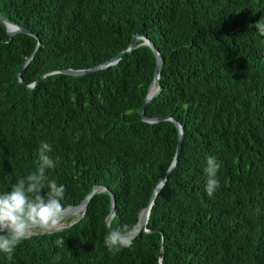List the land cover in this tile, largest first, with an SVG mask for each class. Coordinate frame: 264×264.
I'll return each mask as SVG.
<instances>
[{"label":"trees","instance_id":"1","mask_svg":"<svg viewBox=\"0 0 264 264\" xmlns=\"http://www.w3.org/2000/svg\"><path fill=\"white\" fill-rule=\"evenodd\" d=\"M0 13L40 40L21 72L25 84L54 69L96 66L133 35L146 36L162 65L161 91L144 114L171 116L183 126L150 232L109 251L104 191L78 222L21 240L12 254L0 252V264H264V35L255 27L264 20V0H0ZM36 44L24 33L10 39L0 24V193L36 171L39 142L46 140L55 163L46 175L65 187L63 208L104 185L115 197L110 227L126 232L177 142L171 121L150 124L139 114L154 54L140 45L113 66L48 75L30 89L17 72ZM208 156L220 164L211 197ZM48 191L46 184L40 194ZM60 238L64 246L54 243Z\"/></svg>","mask_w":264,"mask_h":264},{"label":"clouds","instance_id":"2","mask_svg":"<svg viewBox=\"0 0 264 264\" xmlns=\"http://www.w3.org/2000/svg\"><path fill=\"white\" fill-rule=\"evenodd\" d=\"M255 27L264 35V20L255 23ZM39 144V166L36 171L19 179L10 191L0 193V252L6 254H12L21 240L29 238L33 228L39 227L47 231L59 225L63 218L61 200L65 187L58 186L55 180H48L46 175L47 169L55 167L54 160L48 155L52 151V145L46 140H41ZM219 167L214 156L206 158L205 191L209 197L219 187L216 179ZM46 184L49 191L46 195H41ZM54 243L64 246V238ZM104 243L109 251L119 250L118 246H131V240L119 228L110 230ZM59 258L58 256L56 259Z\"/></svg>","mask_w":264,"mask_h":264},{"label":"water","instance_id":"3","mask_svg":"<svg viewBox=\"0 0 264 264\" xmlns=\"http://www.w3.org/2000/svg\"><path fill=\"white\" fill-rule=\"evenodd\" d=\"M0 24L5 29L7 35L9 36L10 39L18 33L28 34V35H31L37 39V44H36L33 52L25 59L24 63L20 66V68L17 72V80H18L19 84L25 85L27 88H30V89L34 88L42 78H44L48 75H52V74H68V75H76V76L85 75V74H88L90 72L105 69V68H108L110 66L115 65L116 63H118V61L124 55L131 53L136 47H138L140 45H147L150 47V49L152 50L154 57H155V67H154V73H153L152 81H151V83L147 89L146 95L142 101L141 107L139 109V114L141 116V119L144 122H147L150 124L158 123V122H161L164 120L171 121L177 129V142H176L175 153H174L172 162L170 163L165 175L160 177L158 179V181L156 182V185L151 192V195H150V198H149L147 205L144 208H142L138 214V220H137L136 224L130 230L123 232V233L127 239L132 240L135 237H137L141 231L150 232V230L147 228V223H148V219H149V216L151 213L152 206L154 204L155 198H156L159 190L164 185V182L167 179L168 175L172 172V170L175 168V166L177 164L178 156L180 154L182 141H183V126L176 119H174L171 116L147 117L144 114V111H145L146 107L148 106V104L161 91L160 70H161V65H162V55L159 52V50L154 46L152 41H150L146 36L141 35V34H135V35H133L131 41L129 42V44L127 45V47L124 50H122L121 52H119L118 54H116L115 56L111 57L110 59L104 61L101 64H98L96 66L86 68V69H73V68H67V67H64L61 69H54V70H51V71H48V72L42 74L39 78H37L31 84H25L22 81L21 72L28 65V63L33 58L34 54L36 53L38 47L40 46V40L38 39V36L35 32H33L32 30H30L29 28H27L23 25H20L18 23H14V22L4 18L1 15V13H0ZM138 39L141 40L140 43H137ZM104 191L107 192L110 196L109 211H108V214L105 218V224H106V227L108 228L109 231L112 230V228L110 227V222H111V219L115 215V197H114L112 191L108 187H106L104 185H99V186L93 187L91 192L88 193L84 197V199H82L80 201L79 204H77L75 206L69 205V206L63 208L64 214H63V218L61 219L59 225H57L56 227H54L50 230H47V231L41 229L40 231L34 232L33 230H31L32 231L31 235L58 231V230L69 227V226L73 225L74 223L78 222L85 215L87 205H88L89 201L91 200V198L94 195H96L100 192H104ZM70 216H72L73 219L66 222L64 219L67 217H70ZM158 264H162V259H159Z\"/></svg>","mask_w":264,"mask_h":264},{"label":"rangeland","instance_id":"4","mask_svg":"<svg viewBox=\"0 0 264 264\" xmlns=\"http://www.w3.org/2000/svg\"><path fill=\"white\" fill-rule=\"evenodd\" d=\"M33 230V229H32Z\"/></svg>","mask_w":264,"mask_h":264}]
</instances>
